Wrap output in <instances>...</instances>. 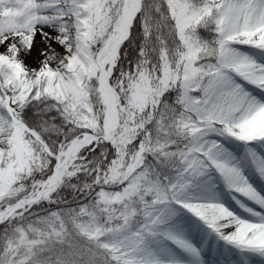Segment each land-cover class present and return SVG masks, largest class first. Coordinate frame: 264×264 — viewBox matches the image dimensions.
Masks as SVG:
<instances>
[{"label":"snow or ice","instance_id":"obj_1","mask_svg":"<svg viewBox=\"0 0 264 264\" xmlns=\"http://www.w3.org/2000/svg\"><path fill=\"white\" fill-rule=\"evenodd\" d=\"M0 47V264H264V0H0Z\"/></svg>","mask_w":264,"mask_h":264},{"label":"rangeland","instance_id":"obj_2","mask_svg":"<svg viewBox=\"0 0 264 264\" xmlns=\"http://www.w3.org/2000/svg\"><path fill=\"white\" fill-rule=\"evenodd\" d=\"M46 31H49L51 33L50 29H46ZM47 44H51L52 47L58 52H62L63 51L62 47L59 46L58 44H56L54 41L48 40L46 42L45 38L43 36H41L39 33H37V35L34 38L33 53L27 60V63L29 64V66L38 67V62L43 59V57L40 55V53L42 51L46 50ZM0 51H3V47H0ZM256 183H257V186L259 187L260 186V182L257 180ZM207 259L210 261V259H214V258L208 256ZM217 259L220 260L221 258L218 257Z\"/></svg>","mask_w":264,"mask_h":264},{"label":"bare ground","instance_id":"obj_3","mask_svg":"<svg viewBox=\"0 0 264 264\" xmlns=\"http://www.w3.org/2000/svg\"><path fill=\"white\" fill-rule=\"evenodd\" d=\"M210 254H212V252H211ZM255 262L259 263V261H258V260H257V261H255Z\"/></svg>","mask_w":264,"mask_h":264}]
</instances>
